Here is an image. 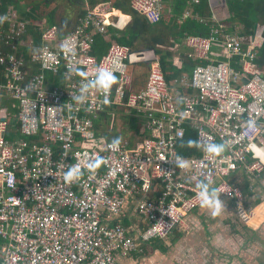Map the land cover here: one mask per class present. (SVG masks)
<instances>
[{"label": "built area", "instance_id": "built-area-1", "mask_svg": "<svg viewBox=\"0 0 264 264\" xmlns=\"http://www.w3.org/2000/svg\"><path fill=\"white\" fill-rule=\"evenodd\" d=\"M85 3L86 13L64 36L56 23H36L38 45L31 21L13 5L2 10L0 0V264H117L119 254L137 249L126 225L115 221L126 199H137L144 219L138 238L149 243L168 236L200 205L193 181L220 188L245 221L244 194L231 176L243 170L257 179L264 173V162L252 157L255 146H264V74L246 71L257 58L256 43L245 45L242 37L212 26L208 37L185 38L196 63L175 84L193 92L169 88L159 65L134 91L129 48L111 41L101 57L92 53L96 35H109L112 0ZM131 6L158 23L164 1L131 0ZM211 20L217 21L214 14ZM219 42L241 67L213 57ZM98 68L117 77L108 103L95 87L83 104L75 102L71 97ZM107 106L113 124L117 110L144 118L134 142L124 138L118 149L109 147L96 126ZM186 125L201 142L199 154L190 157L178 152ZM205 142L226 148L213 156L203 150ZM97 155L104 159L90 171ZM177 155L187 167L176 166ZM74 165L82 175L67 182L64 173ZM152 190L155 197L148 196Z\"/></svg>", "mask_w": 264, "mask_h": 264}, {"label": "crops", "instance_id": "crops-1", "mask_svg": "<svg viewBox=\"0 0 264 264\" xmlns=\"http://www.w3.org/2000/svg\"><path fill=\"white\" fill-rule=\"evenodd\" d=\"M163 1V11L167 12L170 18L175 12L172 5L178 0ZM198 1L186 0L187 5L183 13L176 16L177 24L181 25L185 19L189 18L186 12L189 11L192 14L191 3ZM129 5H131V0L130 4L128 2ZM194 16L192 18L197 17ZM132 21L131 16L122 10H113L108 19V27L114 24L117 28L114 35L122 37L126 36L124 31L128 30ZM147 21L152 23L148 19ZM167 28H171L174 34L183 31L182 28L177 29L173 25L163 27V29ZM260 31V26H258L257 32L255 31L253 35L240 37L245 45L256 43L260 48L262 44ZM172 33L169 35L171 37L167 38V43L157 44V46L163 52V56H167L179 71L189 76L192 70L188 60L190 58L195 62L194 52L186 45L185 39L177 40L175 38V40ZM127 37L131 38L132 35ZM105 39L110 43L115 41L111 35L106 36ZM139 44L140 46L133 51V57L129 55V65H133L136 72L144 71L147 75L150 71L149 63L152 66H160L158 56L155 49L142 47L141 41L137 39L135 45ZM168 53L171 55L168 56ZM213 57L230 62L234 59L224 52L220 42L213 48ZM246 71H258L264 74V64L258 61V51L256 60L246 66ZM116 121L120 122L117 118ZM116 121L113 124L114 128L109 132L118 131L119 123ZM129 133L130 131L127 136ZM126 138L133 142L137 139L133 136ZM252 157L264 162V146H255ZM198 182L193 181V184L196 186ZM231 182L244 189V205L247 212L245 221L239 218L235 203L219 194L225 205L219 214L212 215L210 209L199 205L168 236L149 243H142L138 238V234L144 226V219L136 211L137 199H126L122 213L117 216L118 218H115V221L126 225L128 232L137 243V249L132 254H119L117 264H264V173L256 179L247 175L243 170H238L232 174ZM212 186L215 185L212 184ZM156 195L155 190L148 194L149 197ZM253 215H256V218ZM216 255L221 256L220 259L216 258Z\"/></svg>", "mask_w": 264, "mask_h": 264}, {"label": "trees", "instance_id": "trees-1", "mask_svg": "<svg viewBox=\"0 0 264 264\" xmlns=\"http://www.w3.org/2000/svg\"><path fill=\"white\" fill-rule=\"evenodd\" d=\"M100 1L107 0H89L93 5ZM112 2L114 6L113 10H122L131 16L133 21L129 25L128 30L124 31V35L126 36L117 37L114 35V32H117L114 24L108 27V34L116 42L129 47L132 51H135L140 46V44L135 45L137 39L141 41L142 47L155 49L169 88L180 90L183 94H189L193 90L184 86L181 88L177 85L179 82L175 84L184 74L172 64L167 56H163V52L157 46V44L167 43V38L171 37L169 35H171L172 29H163L164 26L169 27L173 25L177 29L182 28L183 31L177 34L172 33L174 39L180 40L191 35L208 37L212 34V26L219 27L221 32L225 34L248 37L255 33V26L258 25L260 26L262 39L261 47L258 50V61L264 64V0H199L196 3H191L193 6L192 16L185 19L181 25L177 24L175 20L176 16L181 15L186 8V0L174 2L172 7L176 13L174 12L170 18L167 12L163 11L161 20L158 23H149L136 9L131 5L128 6L130 0H112ZM11 5L17 8L24 18L31 21L29 32L35 36L38 45L42 42V33L40 27L36 24L37 21L47 18L49 23H56L60 27L61 36H64L73 31L79 19L86 13L85 0H1L2 10H7ZM213 14L217 16V21L215 22L211 20ZM194 15L197 17L192 18L195 17ZM130 34L132 37L128 38L127 36ZM109 45L110 42L104 36L98 34L96 35L92 53L101 57L107 52ZM167 55L170 56L171 54L168 53ZM26 58L29 59L27 54ZM238 61L239 58L234 57L231 60L232 66L239 68ZM188 62L192 70L196 62L190 58ZM129 69L134 76L132 89L134 91L141 90L145 86L148 74L146 75L144 71L142 73L136 72L133 69V65H129ZM50 77L55 78L53 75H50ZM58 83L59 79L56 77L53 80V84L56 85ZM106 109V111L101 113L99 120L96 122V126L101 130V135L105 139L111 141L114 137H120V141H122L126 137H139L141 135V129L145 122L144 118L137 117L135 113L126 114L122 110H117V119L121 122V124L119 123L118 131L109 132V110L112 108L111 106H107ZM127 131H130L128 136ZM189 139L196 140V130L191 125H186L185 136L180 140L178 145V152L184 157L199 154L195 144L192 146L187 144ZM241 189L244 192L242 187ZM256 223L258 224V222Z\"/></svg>", "mask_w": 264, "mask_h": 264}, {"label": "clouds", "instance_id": "clouds-1", "mask_svg": "<svg viewBox=\"0 0 264 264\" xmlns=\"http://www.w3.org/2000/svg\"><path fill=\"white\" fill-rule=\"evenodd\" d=\"M77 71H80V70H77ZM81 74L83 75V72H81ZM116 81H117V77L111 71L107 69L98 68L96 70L95 78L88 80L86 83H84L82 87L79 89L78 94L73 95L71 98L75 102L79 104H83L87 99V95H86L87 90L90 87H95L105 93L104 103H108V97L106 93ZM246 123L250 129L255 127L254 120L250 119ZM120 142H121L120 137H114L110 141L109 147L114 150L118 149ZM200 143H201L200 141L193 140V139H189L187 141V144L189 146H192L195 144L197 147H199ZM225 148H226V145L224 143L205 142L203 144V150L206 153L213 155V156L222 153L225 150ZM103 159H104L103 157L97 155L95 159L89 161L88 169L92 171L98 168L100 164L102 163ZM175 164L177 167H181V168L188 166L187 160H185L183 157L179 155H177L175 159ZM81 175H82V172H81L80 167L78 165H74V166L69 167L68 170L64 173V179L67 182H73L75 180H78ZM196 187H197L196 197L198 198L200 205L204 208L210 209L212 212V215L219 214L221 210L225 208L224 202L221 200L220 195H219L222 192L220 188L212 186L210 181H199Z\"/></svg>", "mask_w": 264, "mask_h": 264}, {"label": "rangeland", "instance_id": "rangeland-1", "mask_svg": "<svg viewBox=\"0 0 264 264\" xmlns=\"http://www.w3.org/2000/svg\"><path fill=\"white\" fill-rule=\"evenodd\" d=\"M61 10H62V8H61ZM46 22V21H48L47 20V18H44V19H41L40 21H37L36 23H39V22ZM110 123L111 124H113V122H114V118H113V115L111 116V119H110ZM118 123H120L121 124V122H118ZM255 218H256V215H253ZM240 218V217H239ZM256 221H257V219H256ZM258 222V221H257ZM232 234H234V232H232ZM219 257H221V256H218V255H216V258H219ZM220 259V258H219Z\"/></svg>", "mask_w": 264, "mask_h": 264}, {"label": "water", "instance_id": "water-1", "mask_svg": "<svg viewBox=\"0 0 264 264\" xmlns=\"http://www.w3.org/2000/svg\"><path fill=\"white\" fill-rule=\"evenodd\" d=\"M255 28H256L255 31L257 32V30H258V25H256ZM129 54L133 57V51H132L131 49H129ZM151 66H152V64L149 63V64H148V68L150 69ZM244 82L247 83V82H248V79L244 78ZM231 201H233V199H231Z\"/></svg>", "mask_w": 264, "mask_h": 264}]
</instances>
